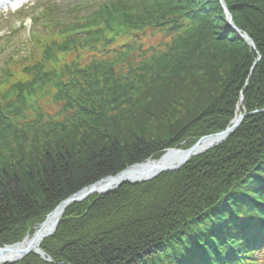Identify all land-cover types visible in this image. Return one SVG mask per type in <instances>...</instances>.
Listing matches in <instances>:
<instances>
[{
    "label": "trees",
    "instance_id": "16d2710c",
    "mask_svg": "<svg viewBox=\"0 0 264 264\" xmlns=\"http://www.w3.org/2000/svg\"><path fill=\"white\" fill-rule=\"evenodd\" d=\"M225 1L256 48L221 0L34 17L26 56L0 74V245L83 188L224 130L242 97L248 115L180 170L72 204L42 244L53 261L17 264H264V112L251 113L264 109V0ZM48 86L57 115L39 105Z\"/></svg>",
    "mask_w": 264,
    "mask_h": 264
},
{
    "label": "water",
    "instance_id": "95a60500",
    "mask_svg": "<svg viewBox=\"0 0 264 264\" xmlns=\"http://www.w3.org/2000/svg\"><path fill=\"white\" fill-rule=\"evenodd\" d=\"M222 3L224 4V0H222ZM224 6L233 26L250 45L255 47L254 41L250 35L235 26L231 14L225 4ZM245 116L246 114L237 116L225 130L200 138L188 149H168L159 160L150 158L145 162L130 165L116 175L107 176L73 194L62 201L56 209L47 216L46 220L39 226L31 238L26 236L21 242L3 247L0 246V264L19 262L32 252L40 254L44 259L52 260L47 256L41 246L46 238L55 234L69 206L76 202H82L95 194L104 195L126 183L146 182L155 179L162 173L179 170L187 164L192 157L203 154L215 146L223 144L240 127ZM53 215H56V219L50 224L49 219Z\"/></svg>",
    "mask_w": 264,
    "mask_h": 264
},
{
    "label": "rangeland",
    "instance_id": "374dc122",
    "mask_svg": "<svg viewBox=\"0 0 264 264\" xmlns=\"http://www.w3.org/2000/svg\"><path fill=\"white\" fill-rule=\"evenodd\" d=\"M76 1L77 0H34L29 5H27L25 9L21 10L18 13H1L0 74L3 68L10 67L12 69H15V65L17 66L16 62L22 61L23 58L26 56L28 47L26 46L24 40L30 32V26L32 24V18L29 14L35 8L38 9V12L43 13L47 10H51L49 9V7L52 4H55L56 6L54 10H58L60 12H52L50 14H61V12L65 13L64 11L70 9L74 4H76ZM100 1L102 0H94L93 3ZM224 4L229 10L225 0ZM230 14L231 16H233L231 12ZM232 27L234 26L232 25ZM151 42L152 41H150V43ZM39 105L43 112L50 113L51 115H57L61 109L60 103L55 100L53 95V89L50 86H48L46 90L43 91V96L39 100ZM137 120H142V117H139ZM144 125L146 126V124ZM262 256H264V249L263 252L256 254L255 259L260 258Z\"/></svg>",
    "mask_w": 264,
    "mask_h": 264
},
{
    "label": "bare ground",
    "instance_id": "6f19581e",
    "mask_svg": "<svg viewBox=\"0 0 264 264\" xmlns=\"http://www.w3.org/2000/svg\"><path fill=\"white\" fill-rule=\"evenodd\" d=\"M232 19H233V21H234V18H233V16H232ZM259 59H261V57L259 58ZM259 61V60H258ZM107 194V193H106ZM96 195V194H95ZM97 195H99V194H97ZM105 195V194H104ZM56 215H53V216H51L50 217V219H49V223L51 224L52 223V221H54L56 218Z\"/></svg>",
    "mask_w": 264,
    "mask_h": 264
}]
</instances>
